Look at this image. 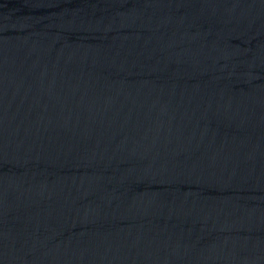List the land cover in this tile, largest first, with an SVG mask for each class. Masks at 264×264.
Segmentation results:
<instances>
[{"label":"water","instance_id":"1","mask_svg":"<svg viewBox=\"0 0 264 264\" xmlns=\"http://www.w3.org/2000/svg\"><path fill=\"white\" fill-rule=\"evenodd\" d=\"M0 264H264V0H0Z\"/></svg>","mask_w":264,"mask_h":264}]
</instances>
